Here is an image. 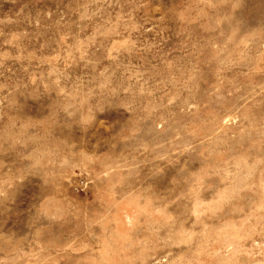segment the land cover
Returning <instances> with one entry per match:
<instances>
[{
	"label": "rangeland",
	"instance_id": "obj_1",
	"mask_svg": "<svg viewBox=\"0 0 264 264\" xmlns=\"http://www.w3.org/2000/svg\"><path fill=\"white\" fill-rule=\"evenodd\" d=\"M0 264H264V0H0Z\"/></svg>",
	"mask_w": 264,
	"mask_h": 264
}]
</instances>
